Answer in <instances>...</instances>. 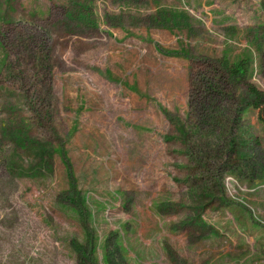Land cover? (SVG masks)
I'll list each match as a JSON object with an SVG mask.
<instances>
[{
    "label": "rangeland",
    "instance_id": "374dc122",
    "mask_svg": "<svg viewBox=\"0 0 264 264\" xmlns=\"http://www.w3.org/2000/svg\"><path fill=\"white\" fill-rule=\"evenodd\" d=\"M0 264H264V0H0Z\"/></svg>",
    "mask_w": 264,
    "mask_h": 264
},
{
    "label": "trees",
    "instance_id": "16d2710c",
    "mask_svg": "<svg viewBox=\"0 0 264 264\" xmlns=\"http://www.w3.org/2000/svg\"><path fill=\"white\" fill-rule=\"evenodd\" d=\"M237 62H239V61H237ZM229 70L231 72V77L234 79L237 78L239 75H242L245 73V71H244L245 69L243 67H241V65H238L236 63L234 66L230 65ZM246 89H247V92L249 93V96L254 101L252 103V105L254 107L260 106L261 102H263V94L261 93V91L256 89L251 84H246Z\"/></svg>",
    "mask_w": 264,
    "mask_h": 264
}]
</instances>
